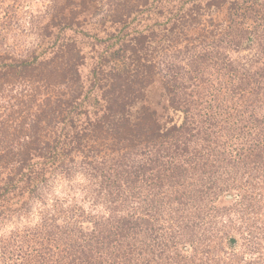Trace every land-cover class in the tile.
Listing matches in <instances>:
<instances>
[{
  "label": "trees",
  "instance_id": "1",
  "mask_svg": "<svg viewBox=\"0 0 264 264\" xmlns=\"http://www.w3.org/2000/svg\"><path fill=\"white\" fill-rule=\"evenodd\" d=\"M0 10V49L24 11L35 41L0 53V101L17 91L23 120L14 133L0 122V234L57 180L80 176L94 200L16 243L1 235L0 264H264V0Z\"/></svg>",
  "mask_w": 264,
  "mask_h": 264
},
{
  "label": "rangeland",
  "instance_id": "2",
  "mask_svg": "<svg viewBox=\"0 0 264 264\" xmlns=\"http://www.w3.org/2000/svg\"><path fill=\"white\" fill-rule=\"evenodd\" d=\"M3 1V0H2ZM4 7H6L4 5ZM33 10V9H32ZM41 12H43L44 10H41ZM30 15V14H27ZM222 16V15H221ZM5 17V13L2 12L0 10V20H2V18ZM20 18L21 21L23 23L21 29H17L15 25L12 24L11 29L4 33L5 36H3L4 40L3 43H6V45H4L3 49L8 46V45H14L15 42L16 43H21L20 46H18L17 50L15 51V54L17 55L18 53L21 54L23 51L20 50H28L29 47L31 45H33L35 43L34 41V35L29 34L30 31V26L29 24L25 23V20H23L24 18H26V12H20ZM221 18V17H220ZM2 21H0L1 24ZM1 40V39H0ZM15 41V42H14ZM0 49V53H3L2 50ZM11 49V47H10ZM69 54L68 52L64 53ZM72 54L64 56L63 59L61 60L60 63V68L61 70H65V67L67 66V64H71V62L74 60V58L72 57ZM69 61V62H68ZM59 62V61H58ZM68 62V63H67ZM57 65V64H56ZM48 72V75H52V72ZM56 77H52L50 78V82L49 79L46 81H41L40 83V89L42 92L41 97H39L40 99H42V101L45 98H48L52 95H54L53 92H55L56 89H58L57 86H50L49 89L46 86L49 85H54L56 79ZM58 85V83L56 84ZM37 88V87H36ZM16 92L15 94H8V95H4L2 98V100L0 101V122L2 120L5 121H9L7 122V125H9V127L6 128V130H10L11 133H14V130H17V128H19L20 122H22L23 120H21L22 117L16 118L15 116H13V118H11L12 114H13V110H11L13 107L16 108L15 106H17V101L14 98L16 96ZM8 92H6L7 94ZM18 97V96H16ZM6 110V111H4ZM17 119L16 121L13 122V120ZM23 130V129H22ZM103 144L104 146H115V143L112 141H107L106 143H100ZM0 165L3 166V163H0ZM4 171H0V180H2L3 178L6 177V174H8V168L6 169H2ZM85 188V184L83 181V178H80V176H78V180L74 183L70 182H63L62 180H57L52 184L51 187V193H48L47 191L45 192V196L44 197V201L43 202H35L32 206H31V212L29 211L27 213V215H25L20 221H8L7 223H5V225H3V229H2V233L0 234L4 237L5 240L9 239L11 242H18L16 241L14 238L15 236L24 230H28V228L32 229L33 231H38V229H42L44 223H42L44 220H46L49 223H52V215H56L59 216L60 214H62V218L70 216V214H68L69 208L72 205L76 204V208H80L81 210H85V211H90L93 209V205L92 202H94V200L92 199L90 194H82L81 195V190ZM260 191V190H259ZM258 191V192H259ZM263 191V190H261ZM257 192V193H258ZM257 204L259 205H263V200L260 199H256ZM261 212V211H260ZM262 213H264V209H262ZM85 225V224H84ZM23 233V232H22ZM215 239V238H214ZM216 240V239H215ZM8 243H10V241H7ZM14 244L12 243V246ZM212 248H214V245H212ZM15 251V250H14ZM225 255V254H224ZM202 256V255H201ZM214 257L217 256H223V254H216L213 253ZM202 258V257H201ZM214 261H218L217 259H214ZM207 264H216L218 262H213V261H205ZM204 264V262H203Z\"/></svg>",
  "mask_w": 264,
  "mask_h": 264
}]
</instances>
